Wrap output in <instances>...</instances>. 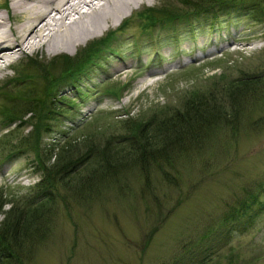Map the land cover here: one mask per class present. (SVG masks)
I'll return each instance as SVG.
<instances>
[{
    "label": "rangeland",
    "instance_id": "1",
    "mask_svg": "<svg viewBox=\"0 0 264 264\" xmlns=\"http://www.w3.org/2000/svg\"><path fill=\"white\" fill-rule=\"evenodd\" d=\"M191 6L146 0L78 48L26 54L47 67L54 56H75L115 30L114 53L101 51L80 81L52 89L61 98L54 108L62 115L50 121L49 132L40 133L42 151L55 140L61 143L96 127L102 147L107 137L125 131V120L181 108L196 90H220L239 77L258 78L245 94L222 99L228 111L224 121L201 130L191 146L164 154L170 159L162 164L167 174L136 163L119 180L113 171L101 178L96 173L78 194L67 185L58 187L48 236L28 264H264V20L254 19L249 10H260L264 0H219L199 15ZM145 7H165L180 17L143 29L138 16ZM124 20L129 24L118 31ZM27 69L30 77L18 80L23 75L8 67L0 87L11 81L14 93L29 86L44 91L40 67ZM7 100L0 94V105ZM5 121L0 116V138L15 126ZM29 128L24 126L10 145ZM36 154L33 149L8 156L0 150V189L7 198L2 211L20 204L40 179ZM146 178L150 188L144 187Z\"/></svg>",
    "mask_w": 264,
    "mask_h": 264
},
{
    "label": "trees",
    "instance_id": "2",
    "mask_svg": "<svg viewBox=\"0 0 264 264\" xmlns=\"http://www.w3.org/2000/svg\"><path fill=\"white\" fill-rule=\"evenodd\" d=\"M178 1L181 4H191L199 15L205 13L212 3L219 0ZM249 10L253 12L254 19L264 20V6L260 10L253 7ZM138 17L142 18L140 26L149 29L157 23L160 26L164 22L172 24L180 14L165 7H145L139 12ZM122 23L118 31L123 30L129 24V20ZM114 37L115 30H109L99 39L89 42L75 56L68 54L54 56L47 67L36 60L20 65L17 72L23 76L18 77V80L30 77L29 69L25 70L28 66L40 67L41 76L45 80L44 91L38 90L36 86H29L14 93L9 91L11 81L0 87V94L8 99V103L0 105V116L5 118V125L16 123L13 129L8 130L0 138V150H5L6 154L11 156L29 153L35 149L37 153L35 160L38 162V169L41 170L40 181L28 188L21 203L17 201L5 211H2V208L7 203L6 191L0 189V214L4 215L0 221V264L29 263L34 250L48 236L49 220L55 210L58 187L67 185L69 188L65 187L71 193L78 194L89 178H93L96 173L101 178L113 171L114 177L119 180L121 175L127 176L126 167L136 163L153 165L157 170L167 174L162 164H165L164 160L169 162L170 159L164 154L170 150L178 151L184 146H191L197 141V137L201 138V130L224 121L228 111L223 106L222 99L236 98L242 92L245 94L250 83L258 80L257 76L229 80L219 87L220 90L193 91L181 108H162L151 113L145 120L138 118L125 120L122 122V129L125 131L107 137L102 147L97 144L100 136L96 130L101 128L96 127L94 131L78 136L81 138L70 139L62 134L67 136L63 138L62 143L54 141L42 151L40 133L49 132L50 121L62 115L61 110L54 108L61 98L55 95L52 89L62 83L74 85L80 81V77L89 69L87 66L98 63L96 58H99L98 54L101 51L114 53L116 50L111 45ZM218 82L216 81L214 85ZM229 90L231 92H228ZM218 94L221 97H217ZM49 115L51 116L48 117ZM26 125L30 127L27 135L10 145L13 136L21 132ZM102 132L100 131V134ZM183 154L187 155L189 152ZM100 181L103 182L104 179L97 182L103 186ZM150 183V179L146 178L144 187L150 188ZM8 197L11 200L18 199L12 194Z\"/></svg>",
    "mask_w": 264,
    "mask_h": 264
},
{
    "label": "bare ground",
    "instance_id": "3",
    "mask_svg": "<svg viewBox=\"0 0 264 264\" xmlns=\"http://www.w3.org/2000/svg\"><path fill=\"white\" fill-rule=\"evenodd\" d=\"M145 1L0 0V80L16 58L78 48Z\"/></svg>",
    "mask_w": 264,
    "mask_h": 264
}]
</instances>
